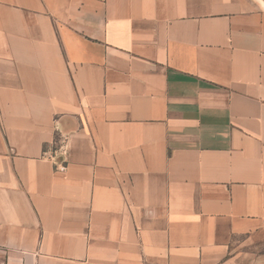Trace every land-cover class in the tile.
I'll use <instances>...</instances> for the list:
<instances>
[{
  "label": "crops",
  "instance_id": "obj_1",
  "mask_svg": "<svg viewBox=\"0 0 264 264\" xmlns=\"http://www.w3.org/2000/svg\"><path fill=\"white\" fill-rule=\"evenodd\" d=\"M261 242L264 0H0V264Z\"/></svg>",
  "mask_w": 264,
  "mask_h": 264
},
{
  "label": "rangeland",
  "instance_id": "obj_2",
  "mask_svg": "<svg viewBox=\"0 0 264 264\" xmlns=\"http://www.w3.org/2000/svg\"><path fill=\"white\" fill-rule=\"evenodd\" d=\"M252 251L255 253V255L264 254V242L257 244L255 247H253Z\"/></svg>",
  "mask_w": 264,
  "mask_h": 264
},
{
  "label": "built area",
  "instance_id": "obj_3",
  "mask_svg": "<svg viewBox=\"0 0 264 264\" xmlns=\"http://www.w3.org/2000/svg\"><path fill=\"white\" fill-rule=\"evenodd\" d=\"M55 145H56V144H55ZM56 168H57L58 170H64L65 165H64L63 163H61L60 165H56Z\"/></svg>",
  "mask_w": 264,
  "mask_h": 264
}]
</instances>
